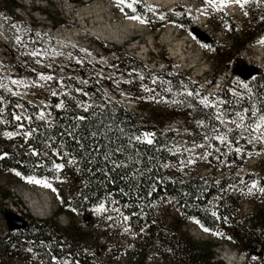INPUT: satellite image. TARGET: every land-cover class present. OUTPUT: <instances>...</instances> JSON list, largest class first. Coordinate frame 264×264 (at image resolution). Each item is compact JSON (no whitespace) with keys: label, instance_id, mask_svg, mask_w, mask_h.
<instances>
[{"label":"trees","instance_id":"obj_1","mask_svg":"<svg viewBox=\"0 0 264 264\" xmlns=\"http://www.w3.org/2000/svg\"><path fill=\"white\" fill-rule=\"evenodd\" d=\"M21 8L17 0H0L6 14ZM103 50L116 57L119 71L132 74L124 84L149 93L148 105L139 101L140 112L105 98L103 87L84 90L75 84L73 89L57 91L47 98L46 116L35 104L1 91L0 174L13 171L22 179L50 180L64 205L46 220L25 214L24 230L0 235V264L18 258L26 247L38 250L44 264H112L124 254L114 242L116 227L110 226L107 215L101 219L94 212L101 204L118 208L136 235L126 248L124 264H223L215 251L219 242L191 236L190 220L230 235L240 250L264 254V191L261 204L254 202L252 213L241 218L244 196L235 176L209 177L182 169L174 132L165 131L168 121L179 118L200 138L212 140L228 130L214 107L202 103L197 85L184 72H157L121 49L105 46ZM242 62L236 60L234 65ZM54 73L53 82L64 79ZM248 83L251 93L243 98L229 89L220 93L223 108L247 118L264 117L262 71ZM109 87L116 89L111 82ZM88 93L96 97L90 99ZM158 99L165 101L162 107L151 108ZM254 178L249 175L246 183ZM61 180L69 183L67 190L57 184ZM258 185L264 189V177ZM14 198L10 190H0V206ZM62 214L70 219L64 227L56 220ZM75 215L81 220L76 221Z\"/></svg>","mask_w":264,"mask_h":264},{"label":"rangeland","instance_id":"obj_2","mask_svg":"<svg viewBox=\"0 0 264 264\" xmlns=\"http://www.w3.org/2000/svg\"><path fill=\"white\" fill-rule=\"evenodd\" d=\"M17 1L23 8L16 9L13 14L0 9L1 102L4 101L1 91L7 92L35 104L40 114L46 116L49 114L47 98L59 90L73 89L77 84L84 90L103 87L105 98L140 112L139 101L143 106L148 105L149 93L144 88L124 84L132 74L119 71L116 57L104 52L105 46L121 49L157 72L166 69L172 73L184 72L197 85L202 103L214 107L220 123L228 130L209 140L195 135L184 118L168 121L165 131L174 132L175 150L182 154V169L209 177L215 173L219 178L235 176L234 182L240 184L244 196L239 215L245 218L252 213L257 205L253 203L260 202L262 193L258 181L264 177V117L247 118L226 112L219 94L229 89L236 98H243L251 93L247 81L235 74L237 67L249 64L247 61L251 66H258L264 75V0H239L237 13L233 15L216 0L160 3L150 0ZM201 9L204 10L202 15L199 14ZM195 28L209 38V42L195 36ZM248 39L252 41L247 42ZM235 41L236 45L246 44L236 48ZM236 60L243 62L237 66L234 65ZM55 71L64 78L57 83L53 82ZM110 82L116 89L109 87ZM87 97L96 96L88 93ZM164 102L155 100L150 107L158 110ZM249 175L255 178L247 184ZM57 184L62 190L68 189L69 183L65 180ZM0 190H10L16 198L0 206V235L10 231L5 219L9 212L24 220L25 214L46 220L64 205V198L58 195L54 182L22 179L13 171L0 174ZM33 195L42 205L49 204L51 211L45 218L33 214ZM6 206L8 211L4 210ZM94 212L101 219L107 215V222L112 228L116 227L114 242L121 246L124 256L112 264H124L126 248L131 237L136 236L127 225V218L118 208H106L103 204L95 207ZM75 218L81 220L80 215ZM56 220L63 227L70 222L66 214ZM203 228L194 220L187 225L188 232L197 240L219 242L215 251L223 264H227V254L236 256L234 264H264V254L260 250L257 254H249L240 250L230 235L208 233ZM4 264L44 262L38 250L26 247L25 251H19L18 258L5 259Z\"/></svg>","mask_w":264,"mask_h":264},{"label":"bare ground","instance_id":"obj_3","mask_svg":"<svg viewBox=\"0 0 264 264\" xmlns=\"http://www.w3.org/2000/svg\"><path fill=\"white\" fill-rule=\"evenodd\" d=\"M153 1L154 3H160V2H173L175 0H150ZM216 2L221 6L224 7V9H226L228 12H230L232 15L237 13V5L238 3L236 2V0H216ZM204 12L203 9L200 10L199 14L202 15V13ZM264 46V44L262 45ZM236 74V73H235ZM240 79H243V77L246 76L245 72L242 70H239L236 74ZM32 211L34 212L33 214L39 218H45L46 215L49 213L50 207H48L47 204H43L41 200H39L38 197H36L35 195H33L32 199ZM236 256L234 254L230 255L227 254L225 257V260L227 262V264H234L235 263V258Z\"/></svg>","mask_w":264,"mask_h":264},{"label":"water","instance_id":"obj_4","mask_svg":"<svg viewBox=\"0 0 264 264\" xmlns=\"http://www.w3.org/2000/svg\"><path fill=\"white\" fill-rule=\"evenodd\" d=\"M193 33L202 41L209 42V38H207L197 28L193 29ZM242 69L246 74V76L243 77L244 81H249L259 73V68L250 67L246 64H242V67L240 66L237 67L235 73L237 74V72ZM5 219L7 221V225L9 226L11 232H19V230H24L26 228V220L20 218L19 216H16L15 214L9 212L5 215Z\"/></svg>","mask_w":264,"mask_h":264},{"label":"snow or ice","instance_id":"obj_5","mask_svg":"<svg viewBox=\"0 0 264 264\" xmlns=\"http://www.w3.org/2000/svg\"><path fill=\"white\" fill-rule=\"evenodd\" d=\"M121 2H123V0H121ZM209 2H211V0H209ZM237 3H239V0H236ZM17 119H19V117H17ZM36 183H39V181H35ZM48 187H50V185H46ZM261 191H264V189H261ZM205 231H207V229H205Z\"/></svg>","mask_w":264,"mask_h":264},{"label":"built area","instance_id":"obj_6","mask_svg":"<svg viewBox=\"0 0 264 264\" xmlns=\"http://www.w3.org/2000/svg\"><path fill=\"white\" fill-rule=\"evenodd\" d=\"M264 39V38H263ZM250 60V59H249ZM249 64H251L249 61H247ZM204 231H205V229H204ZM207 232V231H206Z\"/></svg>","mask_w":264,"mask_h":264}]
</instances>
